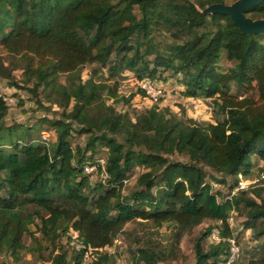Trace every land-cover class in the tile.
<instances>
[{"label": "trees", "instance_id": "obj_1", "mask_svg": "<svg viewBox=\"0 0 264 264\" xmlns=\"http://www.w3.org/2000/svg\"><path fill=\"white\" fill-rule=\"evenodd\" d=\"M213 3L228 4L0 0V50L18 58L23 84L1 57L0 77L35 97L44 92L63 111L46 118L55 139L39 142L30 138L32 125H6L10 105L0 94V253L17 258L27 235L38 240L30 228L36 218L51 246L50 264H84L89 246L86 264H115L113 253L100 248L112 246L137 218L156 227L173 225L177 239L206 219L220 221L200 231L194 264L226 262L227 240L203 244L215 228L237 239L229 223L235 208L245 216L243 226L264 237V189L250 185L225 195L207 179L211 172L231 191L256 158L264 161V32H243L230 15L202 11ZM245 15L264 18V0ZM160 30L173 37L164 50L156 42ZM87 64L107 68L109 76L83 79ZM159 70L181 76L182 95L211 98L223 118L201 122L157 105L133 117L107 102L146 95L142 89L121 92L125 80L119 75L153 79ZM75 134L87 135L84 144H72ZM102 146L107 176L92 182L85 166L97 163ZM176 154L183 158H172ZM138 165L145 171L125 193L129 172ZM72 230L82 246L73 245L69 257L63 240H73ZM164 248L154 242L139 246L131 264H160L175 251L173 244ZM248 264H264V257Z\"/></svg>", "mask_w": 264, "mask_h": 264}, {"label": "rangeland", "instance_id": "obj_2", "mask_svg": "<svg viewBox=\"0 0 264 264\" xmlns=\"http://www.w3.org/2000/svg\"><path fill=\"white\" fill-rule=\"evenodd\" d=\"M234 1L235 0H225L228 4H231ZM155 37L157 45L161 50H164V48H166L173 40L171 32L166 30L157 31ZM0 57L3 58L5 64L13 68V75L18 82L23 84V69L20 67L18 58L7 54L4 50H0ZM90 75L96 80L105 81L109 76V71L107 68L102 69L96 64H87L82 70V77L83 79H86ZM152 78L156 86L161 90V96L158 100L139 93L128 103H113L112 99H107V102L113 104L117 111L128 112L133 117L152 106L157 105L161 109L168 108L179 117H182L185 114L201 122H216L218 118H223L222 114L219 116L215 114L211 98L186 97L182 95L181 90L183 86L179 82L181 78L180 75H174L171 71L159 70ZM61 79L63 80V78ZM130 79V76L119 75L120 82L125 80L123 82L125 86H121V92L129 94L130 92L139 89L134 84H131L132 81H130ZM29 86L32 85L29 84ZM233 91L238 92V89L234 87ZM0 94H4L8 99H13V102L8 100L10 110L5 118L6 125H32L30 138H34L39 142H51L55 139V130L50 126L48 121H46V118H59L63 111L62 108L48 101L44 92L40 91L39 98L35 97L27 89L11 87L8 85V80L6 78L0 77ZM44 136L46 138H44ZM86 137V134H75L72 138V144L74 146L77 144H84ZM107 152L106 147H100L95 161H99L98 164H100V159L106 160ZM172 158L181 159L183 157L176 154L172 156ZM263 167L264 161L256 158L251 171L247 175L241 174L239 179L246 182L247 187L251 185L254 188L262 187V189H264V178H262L264 172L261 171V168ZM98 170L99 165L97 170L90 172L92 173V182H96L103 177V173ZM143 171H145V167L138 165L129 172V178L125 182V193L135 187L136 179ZM211 175L212 173L208 172L207 179L212 182L215 189L222 191L223 194L227 195L234 190H237L234 188L230 191L225 183L217 182ZM229 180L235 185L236 182H238L232 177H230ZM249 195L254 196L252 193H249ZM244 220L245 216L240 213V210L235 208L230 212L229 223L233 228L234 235L237 237L236 240L240 245V253L233 264H248L252 259L264 257V237H257L251 228H245L243 226ZM208 226H220V221L206 219L193 229L184 232L183 235L177 239L174 235L176 230L173 225L165 223L161 227H156L152 221H145L141 218H137L126 224L124 231L117 236L114 244L110 246V252H112L115 257V264H131V252L139 246L154 242L166 249L173 244L175 247L174 254L171 256L169 255L166 259L161 261L160 264H194V242L199 236L200 231ZM30 228L38 240H34L31 236L27 235L25 237L26 248L17 258L10 253H0V260L4 264L51 263V246L39 231L38 218H36L35 222L30 225ZM73 241L74 240L67 243L66 239L63 240L64 249L68 251L69 257L73 251L72 246L76 245ZM211 242L212 241L207 238L203 246L208 248ZM84 264H86V262H84Z\"/></svg>", "mask_w": 264, "mask_h": 264}, {"label": "built area", "instance_id": "obj_3", "mask_svg": "<svg viewBox=\"0 0 264 264\" xmlns=\"http://www.w3.org/2000/svg\"><path fill=\"white\" fill-rule=\"evenodd\" d=\"M131 79L130 81H132L131 84H134L135 86H137L139 89H142L146 92V95L149 96L150 98H153L155 100H158V98L161 96V90L160 88H158L154 82L153 79L151 78H143V79H140V78H137L133 75H130ZM125 84L122 85V87H124ZM4 99L9 103L8 100L12 101L13 102V99L12 98H7L4 96ZM44 138H46L44 136ZM99 161L97 163H90V164H87L85 166V171L90 173V172H93L95 170L98 169V165H100L102 167V173H103V176H107V172L105 170V163H106V160L104 159H100V164H98ZM262 178H264V173L262 174ZM247 187V183L244 182L243 180H239L238 182V186L236 187V189H240V188H245ZM235 192V190L233 191V193ZM72 237H73V242H75L76 246L77 247H80L82 246V244L79 242L78 240V232L77 231H74L72 230ZM209 239L212 241V242H219L221 240H227L229 243H230V252H229V255L226 259V262L224 264H233L236 259H237V256L239 255L240 253V245L238 243V241L236 240V238L234 237H228V238H224L221 236V233H220V230L215 228L213 229V231L211 232L210 236H209ZM93 248L91 246H89V251H87L84 255V262H88L89 261V252L92 250ZM108 250L110 251V246H107L105 248H100V250Z\"/></svg>", "mask_w": 264, "mask_h": 264}, {"label": "water", "instance_id": "obj_4", "mask_svg": "<svg viewBox=\"0 0 264 264\" xmlns=\"http://www.w3.org/2000/svg\"><path fill=\"white\" fill-rule=\"evenodd\" d=\"M263 0H235L231 4L213 3L204 8L203 12H222L232 17L238 27L246 33L264 32V18L252 19L245 15L249 8L260 4Z\"/></svg>", "mask_w": 264, "mask_h": 264}]
</instances>
